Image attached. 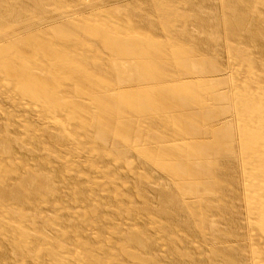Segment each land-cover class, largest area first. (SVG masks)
I'll return each mask as SVG.
<instances>
[{
  "label": "rangeland",
  "instance_id": "374dc122",
  "mask_svg": "<svg viewBox=\"0 0 264 264\" xmlns=\"http://www.w3.org/2000/svg\"><path fill=\"white\" fill-rule=\"evenodd\" d=\"M0 264H264V0H0Z\"/></svg>",
  "mask_w": 264,
  "mask_h": 264
}]
</instances>
